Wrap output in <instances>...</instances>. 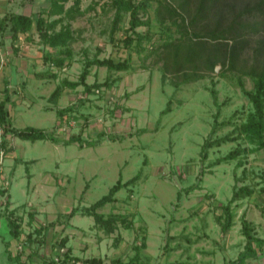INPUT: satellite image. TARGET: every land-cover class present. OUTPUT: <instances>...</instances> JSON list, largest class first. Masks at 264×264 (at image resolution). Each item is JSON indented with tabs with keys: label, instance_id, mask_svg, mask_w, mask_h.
<instances>
[{
	"label": "rangeland",
	"instance_id": "obj_1",
	"mask_svg": "<svg viewBox=\"0 0 264 264\" xmlns=\"http://www.w3.org/2000/svg\"><path fill=\"white\" fill-rule=\"evenodd\" d=\"M8 1L1 13L38 14L50 4ZM91 6L72 22L82 37L73 45L72 64L57 79L35 74L48 69L38 59L54 52L39 42L35 30L28 34L32 41L27 34L12 40L8 33L4 44L0 38V101L10 96L13 126L45 128L56 137L24 140L6 134L0 124V141L5 139L9 150L0 148V187L11 194L23 231L17 251L26 256L32 250L31 260L43 264L42 257L52 255L53 247L67 237L64 251L69 246L74 255L101 258L105 264L117 259L131 264H230L239 257L236 264L264 263V248L259 255L244 252V220L255 224L254 233L264 238V148L237 130L254 109L247 94L254 87L252 79L221 73L218 64L214 71L199 67L202 77L181 82L182 73L164 70L173 63L164 44L180 39L171 20L160 23L154 9L141 12L146 25L137 31L149 36L141 40L130 30L125 13L111 40L116 12L111 0H82V9ZM128 36L134 40L129 47L124 42ZM87 57L126 59L131 67L116 71L93 64L87 83L110 86L87 90L80 84L65 88L56 101L50 99L63 79H80ZM168 101L170 109L162 113ZM58 109L67 113L62 120ZM208 140L211 144L204 148ZM235 150L236 158L222 159ZM120 177L123 182L136 179L99 212L127 222L108 232L80 211L107 194ZM240 187L253 192L231 202ZM5 201L6 196L0 197L1 205ZM225 205L234 215L227 231L222 229ZM73 208L79 212L66 221L63 215Z\"/></svg>",
	"mask_w": 264,
	"mask_h": 264
},
{
	"label": "trees",
	"instance_id": "obj_2",
	"mask_svg": "<svg viewBox=\"0 0 264 264\" xmlns=\"http://www.w3.org/2000/svg\"><path fill=\"white\" fill-rule=\"evenodd\" d=\"M35 0H22L24 5L27 2L34 3ZM155 0H111V4L115 7V17L113 19L112 30L110 32L111 40H113V31L122 20V16L127 13L130 16V30L138 39L143 40L149 37L137 31L140 26L146 25V21L141 12L154 9L157 19L160 23L171 20L172 25L177 28L180 33V39L165 43L164 46L172 57L173 63L169 67L165 64V71L182 73L181 82H191L203 76L198 72L199 67H207L215 70L218 64L222 65L221 73L225 70L237 72L242 78L243 74L249 76L254 84L252 90L248 91L249 101L253 106V111L248 115L245 121L237 125V130L241 136L246 137L249 142L257 144L259 148H264V0H156L158 5L154 7ZM69 0H50L48 8L41 9L38 14H28L24 12L7 11L0 14V38L4 44V37L11 33L12 40H16L21 34H29L35 30L39 37V42L44 46L54 49V52L47 51L43 54V64L48 66L46 71L35 73L39 78L57 79L59 72L72 64L75 58L74 43L78 41L80 33L75 34L72 22L79 16L84 15L93 8L82 9V0H74L71 6H66ZM154 7V8H153ZM47 14V18L44 14ZM55 17V18H51ZM133 37V35H131ZM128 36L124 42L126 46H130L134 41ZM3 37V38H2ZM27 39L32 41L29 35ZM184 40L182 43L181 41ZM178 41V42H177ZM139 41L137 42V45ZM173 48V49H172ZM88 51L85 50L84 53ZM80 60V59H79ZM84 68L80 75V79L72 81L63 79L50 94V99L57 100L65 88H75L80 84H84L87 90L91 87L110 84L89 85L87 83V75L90 66L97 64L106 66L110 70L122 71L130 69L129 61L115 60L113 58H86ZM186 66V67H185ZM190 67L192 71L183 70ZM183 72H180L182 71ZM165 72V74H166ZM164 74V75H165ZM177 81L176 84H179ZM216 99V91L213 90ZM9 95L0 101V124L3 125L6 134H12L24 140H55L53 132L45 128L27 125L25 127L13 126L11 113L7 103L10 102ZM171 102L168 101L166 112L170 109ZM60 120L64 119L67 113L63 109L57 111ZM70 120V119H69ZM215 129V127H214ZM211 140L205 143V147H209ZM0 148L8 152L7 141H0ZM238 151H231L222 159L232 160L236 158ZM222 159H219L222 160ZM26 169L29 170L28 166ZM136 177L123 182L120 177L117 182L110 188L109 192L95 201L91 206L84 207L80 212L83 215L92 216L97 225L108 232H113L119 222H127L126 218L119 215H111L105 217L99 212V209L107 203L116 199V194L124 187L133 183ZM252 189L248 187H240L235 191L231 202L242 195H251ZM6 196V201L1 205L0 216L6 218L11 236L20 242L22 232V224L17 217L16 207L10 209L12 205L11 194L7 188L0 187V197ZM1 206H4L2 209ZM3 210V211H2ZM73 208L72 211L63 215L66 221H70L79 211ZM226 221L222 223V229L227 231L233 225L234 215L230 209V205H225ZM61 223L62 221L59 220ZM54 224V223H53ZM129 225V223H127ZM248 220H244L243 234L247 241L245 246V254L257 255L259 248H264V238L256 236L254 226ZM32 235H28V243L31 244ZM67 237H63L59 244L53 247V253L50 256H43V264H105L101 258H84L74 255L72 248L67 247ZM145 245V244H144ZM34 252V250H33ZM36 254H39L37 249ZM32 250L30 253L23 255L18 252L13 256L20 264H27L33 258ZM241 257L233 260L230 264H236ZM115 264H131L124 263L122 260H114Z\"/></svg>",
	"mask_w": 264,
	"mask_h": 264
},
{
	"label": "crops",
	"instance_id": "obj_3",
	"mask_svg": "<svg viewBox=\"0 0 264 264\" xmlns=\"http://www.w3.org/2000/svg\"><path fill=\"white\" fill-rule=\"evenodd\" d=\"M7 3H9L8 0H0V13H1L2 9H5ZM20 4L23 6V4L21 2H20ZM7 11H10V10H5V12H7ZM5 12H3V13H5ZM3 13H1V14H3ZM41 61H42V59L41 60L38 59V62H41ZM39 65L40 64H38L37 66H39ZM41 66L43 67L42 64H41ZM9 71H13V70L9 69ZM12 208H14L13 205H11L10 209H12ZM18 244H19L18 240L14 239L10 234V230H9L6 218L0 216V264H20L18 262V260L13 257L17 253ZM262 249L257 247V250H258L257 255L261 254L260 251ZM261 258L264 259V255ZM27 264H39V263L36 261L29 260ZM262 264H264V263H262Z\"/></svg>",
	"mask_w": 264,
	"mask_h": 264
},
{
	"label": "built area",
	"instance_id": "obj_4",
	"mask_svg": "<svg viewBox=\"0 0 264 264\" xmlns=\"http://www.w3.org/2000/svg\"><path fill=\"white\" fill-rule=\"evenodd\" d=\"M0 51H1V49H0ZM3 65V63L1 64V66ZM3 67V66H2Z\"/></svg>",
	"mask_w": 264,
	"mask_h": 264
}]
</instances>
